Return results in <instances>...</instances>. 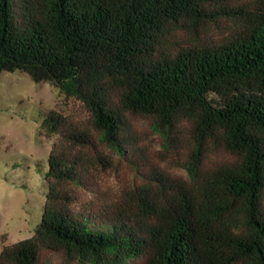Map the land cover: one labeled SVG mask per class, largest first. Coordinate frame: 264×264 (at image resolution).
<instances>
[{
    "label": "trees",
    "instance_id": "trees-1",
    "mask_svg": "<svg viewBox=\"0 0 264 264\" xmlns=\"http://www.w3.org/2000/svg\"><path fill=\"white\" fill-rule=\"evenodd\" d=\"M14 71L79 101L91 127L40 115L58 135L37 165L42 215L0 264H264V0H0V74ZM139 121L184 176L151 162ZM93 133L144 179L98 186L110 158Z\"/></svg>",
    "mask_w": 264,
    "mask_h": 264
},
{
    "label": "rangeland",
    "instance_id": "rangeland-1",
    "mask_svg": "<svg viewBox=\"0 0 264 264\" xmlns=\"http://www.w3.org/2000/svg\"><path fill=\"white\" fill-rule=\"evenodd\" d=\"M239 1L246 3L248 0ZM50 110L90 130L89 112L79 101L64 97L48 82H33L23 72L0 74V252L4 247L32 236L41 218L47 185L37 165L46 169L47 156L58 140L57 134H49L40 128V115ZM137 126L146 134L142 144L147 146L146 155L151 162L172 174L184 176L185 171L173 160V151L162 147L144 121H139ZM93 136L98 151L110 158L109 163L95 160L98 186L118 195L121 190L144 179L146 167L131 166L112 148L101 143L96 133ZM226 158L228 155L221 151L210 155L213 161ZM140 262V258L133 257L123 264ZM40 263L99 264L68 261L61 252L42 253Z\"/></svg>",
    "mask_w": 264,
    "mask_h": 264
}]
</instances>
